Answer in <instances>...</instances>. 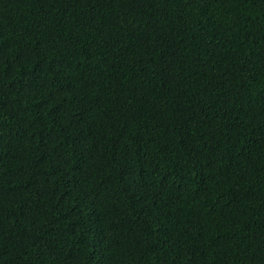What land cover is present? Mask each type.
Masks as SVG:
<instances>
[{
    "label": "trees",
    "instance_id": "16d2710c",
    "mask_svg": "<svg viewBox=\"0 0 264 264\" xmlns=\"http://www.w3.org/2000/svg\"><path fill=\"white\" fill-rule=\"evenodd\" d=\"M0 264H264V0H0Z\"/></svg>",
    "mask_w": 264,
    "mask_h": 264
}]
</instances>
